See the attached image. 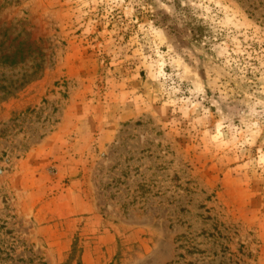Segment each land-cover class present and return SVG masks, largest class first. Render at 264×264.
Instances as JSON below:
<instances>
[{
	"label": "rangeland",
	"instance_id": "374dc122",
	"mask_svg": "<svg viewBox=\"0 0 264 264\" xmlns=\"http://www.w3.org/2000/svg\"><path fill=\"white\" fill-rule=\"evenodd\" d=\"M0 264H264V0H0Z\"/></svg>",
	"mask_w": 264,
	"mask_h": 264
},
{
	"label": "trees",
	"instance_id": "16d2710c",
	"mask_svg": "<svg viewBox=\"0 0 264 264\" xmlns=\"http://www.w3.org/2000/svg\"><path fill=\"white\" fill-rule=\"evenodd\" d=\"M26 48H27V50H26ZM26 50V55H28L29 57H32V62H33V64H37L36 63V61H37V59L36 58H34L33 57V54L35 55V52L36 51H39L38 50V48L35 46H33V45H31V44H28V46H26L25 48H24V51ZM20 51V52H19ZM38 53V52H37ZM23 56H25V54H23V52H21V50L20 49H17L15 52H13L12 53V57L14 58V59H16V57H20V58H22ZM21 60H23V59H21ZM20 60V61H21ZM34 68V67H33ZM32 68V71H30L28 74H26V78H22V81L21 82H19L18 83V85L16 86V88L17 87H20V86H22V85H24V84H26V83H29V81L31 80V79H33L34 78V76L36 75V73H38V71H39V69H40V66H39V64L38 65H36V69L34 70ZM28 75V76H27ZM27 77H29V78H27ZM30 77H31V79H30ZM15 83H17V82H15Z\"/></svg>",
	"mask_w": 264,
	"mask_h": 264
}]
</instances>
